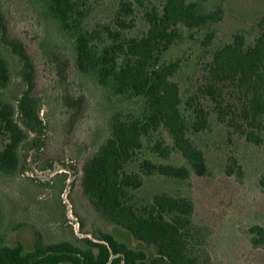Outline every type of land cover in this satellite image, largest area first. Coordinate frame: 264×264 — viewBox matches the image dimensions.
Returning a JSON list of instances; mask_svg holds the SVG:
<instances>
[{"label": "trees", "instance_id": "16d2710c", "mask_svg": "<svg viewBox=\"0 0 264 264\" xmlns=\"http://www.w3.org/2000/svg\"><path fill=\"white\" fill-rule=\"evenodd\" d=\"M29 1L44 21L55 26L72 44L76 71L90 76L102 91L108 137L83 166V193L101 218L153 248L155 254L150 257L146 250L132 248L115 235L100 232L93 239H83L85 247L69 241L47 243L38 237L33 249L26 250L22 243L10 246L0 240V264H209L206 246L211 230L194 222L195 203L191 198L160 193L149 204L137 207L134 192L144 185L143 176L187 181L192 175L209 174L204 152L188 137L189 131L208 129V113L191 100L188 104L193 119L188 122L181 110L180 87L172 81L178 65L162 64L160 54L181 39L180 26L196 29L221 22L223 7L208 11L203 4L208 0H161V6L154 0H120L112 24L88 30L85 22L93 10L89 0ZM137 8L142 10L149 29L142 36L131 37L126 32L136 26ZM1 21L0 11V25ZM257 27L260 35L254 46L247 48L245 36L238 32L230 43L217 50L200 92L214 104L219 122L249 143L261 146L264 18ZM0 40L24 64L23 95L15 102L0 98V134L5 138L0 147V171L19 175L26 163L21 149L30 141V135L16 116L19 114L27 127L36 130L43 129V121L32 98L34 65L25 47L10 41L5 32ZM12 79L10 65L0 50V89L9 88ZM163 132L168 133L172 146L166 143ZM37 143L32 140L31 147ZM144 148L164 160L178 153L188 166L143 159L139 163L140 174H125V168ZM228 173L242 178L241 171L230 169ZM258 187L264 192V171ZM3 225L0 206V229ZM243 233L253 248L264 249V226L253 225Z\"/></svg>", "mask_w": 264, "mask_h": 264}, {"label": "rangeland", "instance_id": "374dc122", "mask_svg": "<svg viewBox=\"0 0 264 264\" xmlns=\"http://www.w3.org/2000/svg\"><path fill=\"white\" fill-rule=\"evenodd\" d=\"M89 2L93 10L85 22L88 30L113 23L120 0ZM154 2L161 6V0ZM203 4L208 11L223 7L224 19L196 29L180 26L181 39L160 54V62L178 65L172 81L180 87L181 110L188 122L193 119L188 104L191 100L208 113V129L189 131L188 137L204 152L209 174L192 175L187 181L143 176L144 185L134 192L135 202L137 207L145 206L160 193L189 197L195 203L194 222L211 230L206 246L209 264H264V249L253 248L243 233L253 225L264 226V192L258 187L264 171V142L261 146L249 143L219 122L214 104L200 92L215 53L230 43L236 33L245 36L247 48L254 46L260 35L257 25L264 18V0H208ZM0 11V37L5 32L10 41L20 42L34 65L32 98L43 121V129L36 130L27 127L19 114L16 116L30 141L21 149L26 159L23 172L5 175L0 171V206L4 214L0 240L10 246L22 243L26 250L33 249L38 237L47 243L69 241L85 247L83 239H93L103 232L153 256V248L101 218L83 193V166L108 137L101 89L90 76L76 71L72 44L55 26L44 21L29 0H0ZM134 19L136 26L126 34L142 36L149 25L141 9H136ZM0 50L13 74L9 88L0 89V98L15 102L26 90L22 79L24 64L1 40ZM163 136L172 146L168 133L163 132ZM34 139L38 143L32 148ZM4 143L0 134V147ZM143 159L188 166L178 153L164 160L144 148L124 173L140 174L139 163ZM230 169L241 171V180L236 174H229Z\"/></svg>", "mask_w": 264, "mask_h": 264}]
</instances>
